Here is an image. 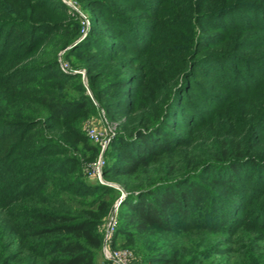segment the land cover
Wrapping results in <instances>:
<instances>
[{
    "label": "rangeland",
    "instance_id": "374dc122",
    "mask_svg": "<svg viewBox=\"0 0 264 264\" xmlns=\"http://www.w3.org/2000/svg\"><path fill=\"white\" fill-rule=\"evenodd\" d=\"M100 1L123 12L127 20L136 24L142 39L122 40L123 51L119 46L112 49L108 42L114 37L109 35L105 20L102 18L93 28L95 13L90 6L93 0H0V41L3 44L15 43L17 35L28 40V31L17 32L26 26L21 24L24 21L29 20L34 26L47 22L50 26L38 32L40 36L33 42L32 51L10 58L14 66L0 65V75L25 64L57 61L61 70L79 75L65 79L55 92L77 97L81 94V82L84 92L92 97L82 110L64 118L62 125L56 127L60 128V134L85 138L95 145L96 150L90 157L83 156L74 147L66 153L78 156L81 164H74L81 166L86 179L101 181L119 190L108 211L93 226L103 232L104 238L111 219L109 239L114 246L129 249L134 264H160L155 257L151 258L153 255L173 258L178 264H264V172L258 176L255 165L242 169L244 184H250L256 176L260 183L241 195L240 191L215 185L204 171V162L213 160L209 147L217 140L228 138L247 146V156L264 162V0ZM132 44L137 50H133ZM73 46L76 47L71 50ZM104 46L109 48L112 57H96L94 50ZM105 59L113 70L107 74L108 78L130 79L124 88L114 90L109 108L99 103L90 86L102 84L103 79L89 78L88 73L93 68L92 62H100L101 66ZM96 71L91 69L90 73L95 75ZM33 75L42 76L32 73L29 79ZM52 79L51 76L40 77L45 81ZM40 80L29 84L39 86ZM151 93L162 96L163 106H167L170 98L174 99L173 123L167 128L176 135V140L171 152L161 153L162 164H153L147 168L148 172L174 168L171 175L161 176L167 179L193 171L211 191L212 198L227 208L222 214H210L201 198L196 203L198 207L191 211L190 221L173 214L175 222L168 229L154 227L139 239H128L123 234L114 235L119 205L115 204L121 193L119 186H123L103 176V163H113L118 157L121 151L113 147L107 149L108 144L142 109L124 112L135 102L144 104ZM143 110L146 112L147 106ZM88 126L106 138L103 146L87 135ZM177 139L182 143L177 144ZM6 231L0 220V236ZM9 241L10 238H6L0 264H35L36 260L37 264H43L41 258L36 259L28 252L15 258L17 247L8 245ZM94 264L112 262L99 250Z\"/></svg>",
    "mask_w": 264,
    "mask_h": 264
},
{
    "label": "trees",
    "instance_id": "16d2710c",
    "mask_svg": "<svg viewBox=\"0 0 264 264\" xmlns=\"http://www.w3.org/2000/svg\"><path fill=\"white\" fill-rule=\"evenodd\" d=\"M90 6L95 13L93 28L102 22V18L105 20L109 35L114 37L108 42L112 49L119 46L123 51L122 40L137 42L142 39L139 29L134 26L136 24L127 20L123 12L100 0H93ZM21 24L26 26L17 32L28 31V40L17 35L15 43L0 41L1 66H14L10 58L22 57L32 51L33 42L40 36L38 32L50 28L47 22H39L40 26H34L29 20ZM134 47L133 50H137V46ZM94 54L99 58L113 55L106 46L96 48ZM103 62L101 66L100 62H92L93 68L88 71L89 78L99 76L103 83L98 86L89 84L99 103L109 108L114 90L124 88L130 81L121 76L108 78L107 74L113 72L112 64H108L107 59ZM91 69H97L95 75L90 73ZM32 73H41L42 76L33 75L29 79ZM78 75L77 72L61 70L57 61L25 64L0 75V220L7 229L0 236V263L8 237V245L17 247L15 258L28 252L36 259L41 258L43 264H94L99 250L102 253L103 232L93 225L108 211L115 192L119 190L101 181L87 180L81 166L74 164H81L78 156H67L66 153L74 147L83 156L90 157L96 150L95 145L85 138L65 132L60 134V128L56 127L62 125L64 118L92 101L81 82V94L77 97L55 92L65 79ZM44 76L54 79L40 80ZM130 78L134 79V76ZM34 80L41 81L39 86L29 84ZM161 97L153 93L144 104L135 102L127 109L124 113H130L134 108L142 109V112L135 113L124 124L125 130L118 132L108 144L107 149L113 147L121 152L113 163L104 161L103 176L117 180L126 191L117 207L118 223L114 235L139 239L154 227L168 229L175 222L172 221L173 214L188 222L191 211L198 207L196 203L201 198H204L210 214H222L227 208L212 198L211 191L193 171L167 179L161 176L171 175L174 168L169 167L166 172L163 168L148 172L147 168L153 164H162L161 153L171 152L176 140V135L167 128L173 123L175 101L170 98L167 106H163ZM208 151L213 160L204 162V171L215 185L244 195L247 189L260 183L258 176L264 172V162L260 163L252 155L247 156V146L228 138L217 140ZM247 165H255L258 173L250 184H244L241 178L242 174L245 176L241 170ZM109 245L116 247L111 239ZM152 257L160 264H178L166 256Z\"/></svg>",
    "mask_w": 264,
    "mask_h": 264
},
{
    "label": "built area",
    "instance_id": "2783aa9c",
    "mask_svg": "<svg viewBox=\"0 0 264 264\" xmlns=\"http://www.w3.org/2000/svg\"><path fill=\"white\" fill-rule=\"evenodd\" d=\"M87 135L94 141L99 142L103 146L106 138L98 132L94 127L88 126L86 129ZM111 219L108 223V228L103 238L102 254L105 258L109 259L112 264H134L132 261L131 251L124 247H111L109 245V238L111 236Z\"/></svg>",
    "mask_w": 264,
    "mask_h": 264
},
{
    "label": "water",
    "instance_id": "95a60500",
    "mask_svg": "<svg viewBox=\"0 0 264 264\" xmlns=\"http://www.w3.org/2000/svg\"><path fill=\"white\" fill-rule=\"evenodd\" d=\"M119 188L121 190V194H120V196L118 197V199L116 201V204H115L116 206L120 203V201L123 199V197L126 194V191L123 188H121L120 186H119Z\"/></svg>",
    "mask_w": 264,
    "mask_h": 264
}]
</instances>
